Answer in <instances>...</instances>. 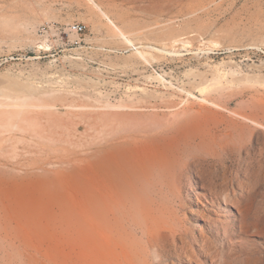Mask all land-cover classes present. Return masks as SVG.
<instances>
[{"label":"rangeland","instance_id":"1","mask_svg":"<svg viewBox=\"0 0 264 264\" xmlns=\"http://www.w3.org/2000/svg\"><path fill=\"white\" fill-rule=\"evenodd\" d=\"M97 1L168 53L88 0H0V264H103L127 234L142 263L264 264V0ZM148 205L178 230L158 251Z\"/></svg>","mask_w":264,"mask_h":264},{"label":"bare ground","instance_id":"2","mask_svg":"<svg viewBox=\"0 0 264 264\" xmlns=\"http://www.w3.org/2000/svg\"><path fill=\"white\" fill-rule=\"evenodd\" d=\"M90 3H92L100 12L101 14L111 23L113 24L114 28H115V31H116V34L119 38H121L123 40V42H125L130 50H132V53L133 55H135L138 59H141V60H144L148 63H150V59H149V56H153V53L150 52L149 50L151 51H157V52H161V53H168V51L164 48H159L157 46H154V45H150V44H142L140 42H136L137 39H140L142 35H145L144 32L142 31H139L137 33H135L134 35L129 33V32H126L124 31V29L119 26L113 19L112 17L108 14V12L101 6V4L97 1V0H88ZM139 33V34H138ZM175 47V46H174ZM170 51V50H169ZM171 54V53H170ZM0 105H2L0 103ZM172 128V127H171ZM173 130V129H172ZM172 133V132H171ZM161 135V134H160ZM172 136V135H171ZM169 138V137H167ZM171 138V137H170ZM173 138V137H172ZM166 140V139H165ZM174 140V139H173ZM171 142H174L172 141L171 139ZM165 143H168V142H165ZM175 143V142H174ZM173 143V145H174ZM164 145V144H163ZM176 145V144H175ZM139 146V145H138ZM177 146V145H176ZM174 147V146H172ZM171 147V148H172ZM123 148V147H122ZM113 149V148H112ZM147 149V148H146ZM153 149V148H152ZM164 149V147H163ZM141 150H142V147H141ZM139 150V151H141ZM155 150V148H154ZM158 150V149H157ZM166 150V149H165ZM171 150V149H170ZM145 151V148L144 150ZM142 151V152H143ZM152 151V150H151ZM161 151V150H160ZM167 151V150H166ZM165 151V152H166ZM114 152V150H113ZM123 152V151H121ZM137 152V151H136ZM155 153L156 151H152L150 154L152 153ZM110 153H111V150H110ZM128 154V152H126ZM125 153V154H126ZM145 153V152H144ZM164 153V152H163ZM172 153V152H171ZM113 153H111V156H112ZM123 154V155H125ZM126 154V155H127ZM132 154V153H131ZM149 154V155H150ZM157 154V153H155ZM161 154V153H160ZM166 154V153H165ZM169 154V153H168ZM114 155V154H113ZM136 155V154H134ZM167 155V154H166ZM166 155H155L154 158L156 160V163L160 166V169L161 170H168L169 169V165L171 166L170 169L172 170H175L177 164H175V162L173 164H170V160L166 157ZM172 155V154H171ZM129 156H130V153H129ZM140 156V155H139ZM147 157H150L147 155ZM146 157V158H147ZM153 157V156H152ZM118 158V157H117ZM125 158V157H124ZM144 157V160L146 159ZM116 159V158H115ZM114 159V160H115ZM127 159V158H126ZM125 159V160H126ZM130 159V158H129ZM142 159V158H141ZM150 160H152V158L150 157L149 158ZM120 160H123V158H121ZM148 160V159H147ZM128 161V160H126ZM124 162V161H123ZM133 162V161H131ZM143 162V161H139V164ZM146 162V161H145ZM151 162V161H150ZM153 163H155V161H152ZM114 164V162H113ZM116 164V163H115ZM120 164V163H119ZM134 164V163H133ZM149 165V164H148ZM147 165V166H148ZM132 166V165H131ZM147 166H142L141 169L139 170V174H140V178L143 179L144 175L143 173H145L146 171H148V168ZM127 167V166H126ZM133 167V166H132ZM116 168V167H115ZM122 169V167L120 168V170ZM159 169V168H158ZM110 170V169H108ZM182 170V169H181ZM114 173H116L115 171H113ZM112 172V173H113ZM149 172V171H148ZM118 173V172H117ZM125 173V172H124ZM131 176V175H130ZM147 178H149V176H146ZM155 179V178H154ZM110 180V179H109ZM155 181V180H154ZM151 183V182H150ZM149 183V184H150ZM154 186V185H153ZM161 188V187H159ZM175 188V186H174ZM152 189V188H151ZM148 192V191H147ZM156 192V191H155ZM158 192V190H157ZM154 193V192H153ZM151 195V194H150ZM152 196V195H151ZM145 199V198H144ZM139 201V200H138ZM137 201V202H138ZM145 201V200H144ZM149 201V200H148ZM147 202V201H145ZM121 204V203H120ZM139 204V203H137ZM148 204V203H146ZM151 204V203H150ZM122 206V205H121ZM149 206V205H148ZM137 208V207H136ZM151 207L149 206V208L147 207L146 209L144 207H138L137 208V212L136 214L134 215V217L130 216V221L133 222L132 220H136L138 219V223L136 224H139V227L140 228V231L142 232L141 235L146 236L149 240V243H155V245H153V248L156 247V250H160L161 249V243H160V240L165 231H170V233H172L175 238L177 237V234H178V230L175 228V227H170L169 224H168V220L166 218H164V214H160L159 212H154L153 209H150ZM157 208V207H155ZM129 213V212H128ZM127 213V214H128ZM134 213V212H133ZM132 213V214H133ZM170 216V215H169ZM128 217V216H127ZM137 217V219H136ZM125 218H126V215H125ZM129 226V225H128ZM132 226V225H131ZM128 228V227H127ZM126 228V229H127ZM137 228V229H138ZM135 229V228H134ZM136 234V233H135ZM126 235V234H125ZM130 235V234H129ZM139 236V235H137ZM142 238V237H141ZM140 238V239H141ZM146 238V239H147ZM139 240V238H138ZM123 245H122V252L117 255V256H112L111 258H107L103 264H148L147 262L143 261V263L141 262L142 259L141 257L139 256V252L137 250V243L135 240L133 239H129V236L128 234L124 237V240H123ZM142 241V240H140ZM132 246L133 249L129 250V246ZM149 250V248H147ZM140 251V250H139ZM146 251V250H145ZM142 252V251H141ZM147 252V251H146ZM145 252V253H146ZM148 253V252H147ZM144 254V253H143ZM142 254V255H143ZM146 256V254H144ZM150 256V255H148ZM148 258V257H147ZM146 258V259H147ZM158 258V257H157ZM153 260V259H152ZM174 261V260H173ZM196 261V260H195ZM153 263V262H152ZM152 263H149V264H152ZM191 263H194V262H191Z\"/></svg>","mask_w":264,"mask_h":264},{"label":"built area","instance_id":"3","mask_svg":"<svg viewBox=\"0 0 264 264\" xmlns=\"http://www.w3.org/2000/svg\"><path fill=\"white\" fill-rule=\"evenodd\" d=\"M86 25L82 22H73L69 25V29L77 34H82L86 31Z\"/></svg>","mask_w":264,"mask_h":264}]
</instances>
